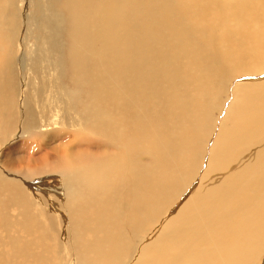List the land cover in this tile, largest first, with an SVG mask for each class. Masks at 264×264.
I'll use <instances>...</instances> for the list:
<instances>
[{
    "label": "bare ground",
    "instance_id": "obj_1",
    "mask_svg": "<svg viewBox=\"0 0 264 264\" xmlns=\"http://www.w3.org/2000/svg\"><path fill=\"white\" fill-rule=\"evenodd\" d=\"M44 58L69 98L14 128L2 98L23 121ZM49 125L84 158L4 171L0 264L58 263L52 231L62 264H264V0H0V144L25 134L33 157ZM26 189L50 192L43 224Z\"/></svg>",
    "mask_w": 264,
    "mask_h": 264
},
{
    "label": "rangeland",
    "instance_id": "obj_2",
    "mask_svg": "<svg viewBox=\"0 0 264 264\" xmlns=\"http://www.w3.org/2000/svg\"><path fill=\"white\" fill-rule=\"evenodd\" d=\"M29 12L35 13L34 8L33 7L30 8ZM25 24H26L25 31L22 34V39H19V42H20L21 48H24V47L31 48V44L39 41L40 38L39 39L29 38L27 35L28 30L31 29L29 28V21L27 20ZM43 53H45V50ZM41 65L44 68L42 71H39V72L29 71L27 77L24 78L21 81V83L20 81H17L18 84H20L22 88V92L17 93V94L23 95L24 97V101L21 104L20 108L25 110L28 107L30 110L29 115H26L23 121L22 119H16L15 111H16V108L18 107V103L10 100L7 96H4L2 98V102H1L2 106L3 107L7 106L12 109V113L10 114V119H11V126L14 128H16L18 125L21 127L24 126L27 121H30V124L32 126H35L38 111L44 110V112L47 114H50V112H55L57 103L66 102L69 98V95H64L63 92L56 89V85L58 83H62V86L64 88L66 87L61 79L57 81L55 80L54 70L52 68L50 71H47L45 69L46 66L50 65V63L47 62L44 58L42 59ZM243 80H245V77L234 78L232 80V83L228 84V91L229 92L232 91L231 89L234 88L235 84ZM67 94H71V93L67 91ZM74 98H75V101L78 104H80L79 98L76 96H74ZM51 126L52 125L44 127V129L47 130L44 134L32 137V139L36 143L42 145V147L45 148L47 152H49L44 157L38 158V156H43L45 154L44 152L45 150L42 147H41L42 149L41 153H38V154L36 153L34 154L33 157H30V151L32 150V148H34V145L29 141H25L27 140L25 134L20 137L13 136L14 139L11 142L0 144V179L7 177V175H5L4 173V171L7 170L10 173L9 178L11 182L18 183L26 175V173L27 174L29 172L33 173V170L39 171L37 168H35L36 164L40 165L39 168L42 171L44 170L45 165L47 167H52L55 164L56 159L51 156L55 154V152H61V148H60L61 146H66L67 148L70 149L73 157L68 158V159L78 161L80 157L84 158V152L80 148L76 147L77 142L71 131H69L66 128H62L60 130H64L65 133L60 135L56 131H53V128H51ZM51 148H54L55 151L53 150L51 151L50 150ZM46 159H49V161L47 162ZM68 163H70V161L65 162L64 165ZM32 191L35 192V189H26V192L29 195L28 201L31 200L30 204L32 206L33 214L35 215L36 219L40 220L43 224V219L41 217H37L36 215V208H37L36 203L38 202L37 195L41 196V192L46 193L47 195L50 192L49 191H37V193L34 194ZM47 197L49 198V195H47ZM19 206L20 208H23V204H20ZM45 210H44V213L47 217H51L53 215L52 216L53 224L56 225L58 221L60 222L61 227L64 225L63 223L64 220H61V216L63 217V215L57 216V212L54 213L51 206L48 203L45 206ZM54 220L56 222H54ZM65 237H66L65 234L59 235L58 233L54 231H52L51 234L49 233L48 244L52 246L53 249L56 248V254L58 257L59 264H62L69 259L68 255L70 253L66 251L67 247H66V244L64 243L66 241ZM62 245L66 248H64ZM3 249L6 250L5 248ZM64 251L66 252L64 253ZM63 256L65 258H63L61 261V258ZM52 257L55 259V256H52ZM47 262L49 263V260H47ZM58 263L56 262V264Z\"/></svg>",
    "mask_w": 264,
    "mask_h": 264
}]
</instances>
